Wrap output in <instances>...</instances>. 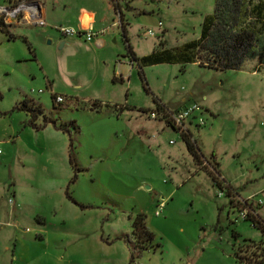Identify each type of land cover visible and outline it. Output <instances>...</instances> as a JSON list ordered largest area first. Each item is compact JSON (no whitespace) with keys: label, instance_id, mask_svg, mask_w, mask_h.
I'll return each mask as SVG.
<instances>
[{"label":"rangeland","instance_id":"374dc122","mask_svg":"<svg viewBox=\"0 0 264 264\" xmlns=\"http://www.w3.org/2000/svg\"><path fill=\"white\" fill-rule=\"evenodd\" d=\"M69 1L110 10L102 46L48 20L0 31V264H246L264 247L242 216L264 223V65L132 60L197 39L216 0ZM195 104L204 125L187 128L218 184L162 115Z\"/></svg>","mask_w":264,"mask_h":264},{"label":"trees","instance_id":"16d2710c","mask_svg":"<svg viewBox=\"0 0 264 264\" xmlns=\"http://www.w3.org/2000/svg\"><path fill=\"white\" fill-rule=\"evenodd\" d=\"M8 26L0 16V31L8 34V39H14L9 33ZM122 31L125 33L124 26ZM132 60L141 67L160 63H199L203 66L235 69L241 67L247 60H257L258 65L262 66L264 65V0H216L213 13L205 15L203 19L201 33L197 39L171 48L156 49L141 57L132 55ZM18 108L27 110L29 104L24 100ZM182 137L194 161L211 175L215 184H218L217 177L213 173L215 166L208 169L209 163L207 162L206 165L201 162L197 141L191 140L186 135ZM69 161L74 163L71 153ZM250 210L252 212H248L244 218L251 219L252 226L260 230L264 242V223L255 215L254 209L250 208ZM132 228L140 250L153 246L154 234L147 228L144 214L136 215ZM262 251L264 252V247L257 245L248 256L240 255L239 258L246 264H258L264 261ZM133 260L131 256L128 264H133Z\"/></svg>","mask_w":264,"mask_h":264},{"label":"built area","instance_id":"2783aa9c","mask_svg":"<svg viewBox=\"0 0 264 264\" xmlns=\"http://www.w3.org/2000/svg\"><path fill=\"white\" fill-rule=\"evenodd\" d=\"M0 16L3 17L4 23L8 25L31 24V25L43 26L46 24L44 18L40 15L39 4L33 0H20L17 3L10 4L7 6H2L0 7ZM158 25L160 26V23ZM58 31L61 34L70 35V36L83 35L85 41L87 42H90L91 39L94 37V35H96L95 32L90 30L86 33H80L68 27H59ZM103 31H101V33H103ZM147 33L149 35H154V33L151 30H148ZM39 92H41V90ZM56 99L58 102L62 101L61 97H57ZM201 109H202L201 106L195 104L186 107L185 109L180 111H175V112L164 111L162 112V115L164 118H166L167 124L173 130L178 131L182 136L186 135L191 140H195L193 139L192 133L187 128V123L189 125H192L193 119L197 118V123L195 125L203 126L204 120L196 116V114H198L201 111ZM150 117L152 119L156 118L154 113H151ZM9 202L12 203V199H9ZM255 205L264 206V202L258 201L255 203ZM247 213L248 211H244V214L242 216L245 217Z\"/></svg>","mask_w":264,"mask_h":264},{"label":"crops","instance_id":"0c3cea01","mask_svg":"<svg viewBox=\"0 0 264 264\" xmlns=\"http://www.w3.org/2000/svg\"><path fill=\"white\" fill-rule=\"evenodd\" d=\"M13 1L14 0H8V5L12 4ZM35 2L39 4L40 15L44 18L45 23H47L48 20L50 26L55 27L57 30L59 27H68L80 33H86L89 30L93 31L96 35H94L90 42L94 41L97 46H102L104 44L102 35L106 30L103 28V24L101 22L106 21V19L108 20L110 17L108 16L110 15V10H104L103 5L98 9L95 5L73 3L69 0H60L59 2L49 3H45L43 1ZM114 7L115 12L118 14V21H113L111 26L119 25L123 28L125 23L117 1L115 2ZM101 31H103V33H101ZM61 35L70 36L64 34ZM64 44L65 43L62 42L61 45Z\"/></svg>","mask_w":264,"mask_h":264}]
</instances>
